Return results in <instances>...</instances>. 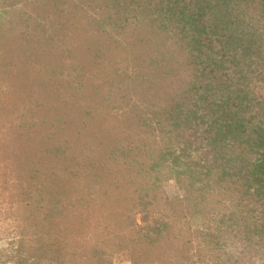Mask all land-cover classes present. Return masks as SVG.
<instances>
[{"label": "trees", "instance_id": "obj_1", "mask_svg": "<svg viewBox=\"0 0 264 264\" xmlns=\"http://www.w3.org/2000/svg\"><path fill=\"white\" fill-rule=\"evenodd\" d=\"M12 2L0 207L56 264H264V0Z\"/></svg>", "mask_w": 264, "mask_h": 264}, {"label": "rangeland", "instance_id": "obj_2", "mask_svg": "<svg viewBox=\"0 0 264 264\" xmlns=\"http://www.w3.org/2000/svg\"><path fill=\"white\" fill-rule=\"evenodd\" d=\"M28 0H13L12 4L20 6ZM50 6L52 0H41ZM81 23L85 15L80 13ZM78 22V19L75 20ZM168 195L176 194L173 181L165 185ZM42 214L9 210L0 207V264H56L57 231L53 227L39 228L30 222H38ZM137 220L139 215H136ZM116 252V253H115ZM116 249L111 251V264H132L126 255H120ZM106 259V257H105ZM92 259H89L91 261Z\"/></svg>", "mask_w": 264, "mask_h": 264}]
</instances>
